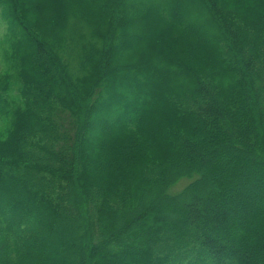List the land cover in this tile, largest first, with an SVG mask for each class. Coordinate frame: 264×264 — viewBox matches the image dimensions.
Segmentation results:
<instances>
[{
  "label": "trees",
  "instance_id": "trees-1",
  "mask_svg": "<svg viewBox=\"0 0 264 264\" xmlns=\"http://www.w3.org/2000/svg\"><path fill=\"white\" fill-rule=\"evenodd\" d=\"M0 13V264H264V0Z\"/></svg>",
  "mask_w": 264,
  "mask_h": 264
},
{
  "label": "rangeland",
  "instance_id": "rangeland-1",
  "mask_svg": "<svg viewBox=\"0 0 264 264\" xmlns=\"http://www.w3.org/2000/svg\"><path fill=\"white\" fill-rule=\"evenodd\" d=\"M69 24L66 26V29H80V27H74L72 24L71 14H68ZM9 43L6 40V22L2 19V15L0 13V74L7 72L10 70V60L9 54ZM3 125V120H0V126ZM191 178L185 177L181 179L177 184L173 185L170 188V192H179L189 181Z\"/></svg>",
  "mask_w": 264,
  "mask_h": 264
}]
</instances>
